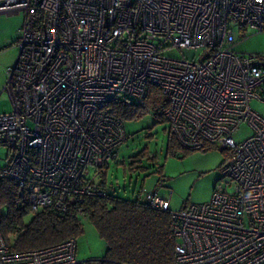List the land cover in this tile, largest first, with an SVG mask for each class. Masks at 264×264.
Returning a JSON list of instances; mask_svg holds the SVG:
<instances>
[{"label": "built area", "instance_id": "obj_1", "mask_svg": "<svg viewBox=\"0 0 264 264\" xmlns=\"http://www.w3.org/2000/svg\"><path fill=\"white\" fill-rule=\"evenodd\" d=\"M5 12L22 23L4 67L11 110L0 113V178L32 210L65 214L104 196L97 182L127 138L110 104L142 102L156 87L180 147L227 152L209 201L170 208L173 264H264V114L250 106L264 102V55L232 49L247 30L264 31V0H0ZM185 48L200 54L168 55ZM170 194L142 197L168 210ZM75 247L70 237L12 251L0 228V264H78Z\"/></svg>", "mask_w": 264, "mask_h": 264}, {"label": "trees", "instance_id": "obj_2", "mask_svg": "<svg viewBox=\"0 0 264 264\" xmlns=\"http://www.w3.org/2000/svg\"><path fill=\"white\" fill-rule=\"evenodd\" d=\"M143 99L136 103L118 99L110 104V113L127 121L139 118L150 107L156 115L162 116L159 110L167 105L168 100L160 89L150 86ZM167 135L168 152L183 148L173 135ZM146 155L145 149L140 150L128 162V171L143 170L136 162ZM119 164L117 160L111 165ZM108 170L97 182V187L105 195L86 196L80 203L71 205L65 214L56 213L50 207L32 210L15 181L0 178V228L9 248L27 251L70 237L77 238L84 229L82 219L87 218L107 247L102 258L79 261L78 264H173L175 239L171 232L170 208L154 209L143 199L145 191L141 190L133 193L131 198L110 194L107 189ZM29 215L31 219L26 221L25 217Z\"/></svg>", "mask_w": 264, "mask_h": 264}, {"label": "rangeland", "instance_id": "obj_3", "mask_svg": "<svg viewBox=\"0 0 264 264\" xmlns=\"http://www.w3.org/2000/svg\"><path fill=\"white\" fill-rule=\"evenodd\" d=\"M21 13H0V68L4 62L13 64L18 54L15 41L14 25L20 22ZM243 39L236 42L232 49L241 54L256 53L264 55V31L247 30ZM19 35V31H18ZM198 49L185 48L182 52L170 50L168 55L172 58H187L198 56ZM7 66V65H6ZM5 69V68H3ZM3 79L0 78V113L11 110V103L3 90ZM123 96L121 95L120 98ZM137 102L134 98H129ZM260 114H264V102L254 98L250 105ZM148 107L136 119L123 120L126 140L121 145L119 165H111L107 175L108 192L117 197L131 198L133 193L141 191H158L166 194L171 190V210L177 211L191 204H201L210 200L215 184L221 177V167L227 152L219 150L214 145L206 146L200 150H187L183 148L167 151L168 123ZM249 129L243 125L235 134L237 142L243 140ZM142 149L147 155L136 164L142 169L128 171L134 156ZM7 148L0 145V165H3ZM148 156V157H147ZM158 168L161 169L158 172ZM31 216L25 217L29 221ZM83 232L76 238V258L78 261L99 259L105 254L106 242L90 224L87 218L82 219Z\"/></svg>", "mask_w": 264, "mask_h": 264}, {"label": "crops", "instance_id": "obj_4", "mask_svg": "<svg viewBox=\"0 0 264 264\" xmlns=\"http://www.w3.org/2000/svg\"><path fill=\"white\" fill-rule=\"evenodd\" d=\"M5 13H7V14H11V13H14V12H5ZM22 19V18H21ZM21 23H22V20H20V22H18L17 24H15L14 25V31H15V36L11 39L12 41L11 42H13V41H16L17 40V38H18V30L20 29V26H21ZM1 57V56H0ZM1 59V58H0ZM2 60V59H1ZM0 60V61H1ZM3 63L2 64H5V65H3V66H5L6 67V65H9V63H6V62H4V61H2ZM4 68V67H3ZM3 68H0V78H1V80L3 79V75H4V79H5V69H3ZM119 153H120V149H119ZM119 162V161H118ZM121 164V163H120Z\"/></svg>", "mask_w": 264, "mask_h": 264}]
</instances>
